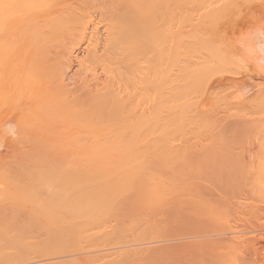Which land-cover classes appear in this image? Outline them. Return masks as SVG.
Wrapping results in <instances>:
<instances>
[{"label":"rangeland","instance_id":"rangeland-1","mask_svg":"<svg viewBox=\"0 0 264 264\" xmlns=\"http://www.w3.org/2000/svg\"><path fill=\"white\" fill-rule=\"evenodd\" d=\"M263 28L187 76L151 150L1 175L0 264H264Z\"/></svg>","mask_w":264,"mask_h":264},{"label":"bare ground","instance_id":"bare-ground-1","mask_svg":"<svg viewBox=\"0 0 264 264\" xmlns=\"http://www.w3.org/2000/svg\"><path fill=\"white\" fill-rule=\"evenodd\" d=\"M259 24L264 0H0V176L149 150L187 76H212Z\"/></svg>","mask_w":264,"mask_h":264}]
</instances>
